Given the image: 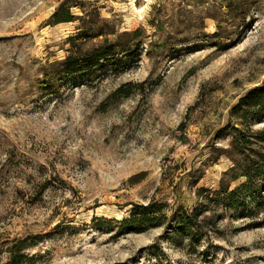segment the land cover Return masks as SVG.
<instances>
[{
  "label": "rangeland",
  "instance_id": "1",
  "mask_svg": "<svg viewBox=\"0 0 264 264\" xmlns=\"http://www.w3.org/2000/svg\"><path fill=\"white\" fill-rule=\"evenodd\" d=\"M104 43L136 49L62 79ZM263 81L264 0H0V264L24 238L13 264H264V222L237 212L196 241L113 220L216 188L231 107Z\"/></svg>",
  "mask_w": 264,
  "mask_h": 264
},
{
  "label": "trees",
  "instance_id": "2",
  "mask_svg": "<svg viewBox=\"0 0 264 264\" xmlns=\"http://www.w3.org/2000/svg\"><path fill=\"white\" fill-rule=\"evenodd\" d=\"M64 5L62 2L60 10L53 13L52 23L73 19L70 8ZM136 33L137 30H134L130 34ZM81 35L82 32L75 36L81 38ZM120 49L126 51L127 55H132L136 47L118 48L113 43H104L91 51L72 52L61 62L59 74L62 79L93 75L96 69L109 63ZM262 112L264 81L248 89L231 107L230 116L235 121L223 127L230 131L231 139L228 147L221 150V153L230 158L232 165L216 188H196L199 201L195 205L190 208L183 205L171 207L166 201L150 199L145 204H132L127 216L113 220L129 231L146 225H165L173 236L195 241L207 235L209 230H214L216 218L229 213L237 212L251 219H258L259 223L264 222V125L258 128L253 126V120ZM235 180H238L237 183L231 186V182ZM207 212L210 214H205ZM208 223H211L210 227ZM31 243L25 238L16 240L8 248L10 260L6 264H13L20 252Z\"/></svg>",
  "mask_w": 264,
  "mask_h": 264
}]
</instances>
